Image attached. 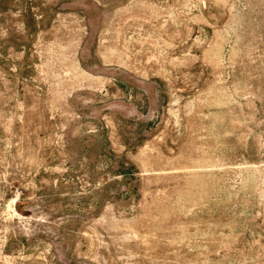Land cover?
Listing matches in <instances>:
<instances>
[{"label": "rangeland", "instance_id": "rangeland-1", "mask_svg": "<svg viewBox=\"0 0 264 264\" xmlns=\"http://www.w3.org/2000/svg\"><path fill=\"white\" fill-rule=\"evenodd\" d=\"M0 264H264V0H0Z\"/></svg>", "mask_w": 264, "mask_h": 264}]
</instances>
